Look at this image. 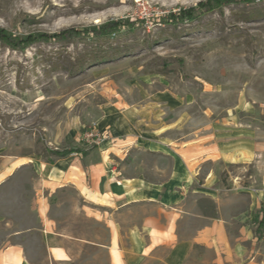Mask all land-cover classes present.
I'll list each match as a JSON object with an SVG mask.
<instances>
[{
	"label": "rangeland",
	"instance_id": "374dc122",
	"mask_svg": "<svg viewBox=\"0 0 264 264\" xmlns=\"http://www.w3.org/2000/svg\"><path fill=\"white\" fill-rule=\"evenodd\" d=\"M204 1L0 0V28L21 38L120 22L108 35L0 42V249L22 232L28 259L43 264L39 231L50 217L69 264H107L92 245L107 241L105 224L79 213L72 188L41 190L36 165L56 159L47 150L118 147L121 127L161 131L184 149L240 147L245 161L205 168L224 186L263 190L264 0L168 20Z\"/></svg>",
	"mask_w": 264,
	"mask_h": 264
},
{
	"label": "crops",
	"instance_id": "0c3cea01",
	"mask_svg": "<svg viewBox=\"0 0 264 264\" xmlns=\"http://www.w3.org/2000/svg\"><path fill=\"white\" fill-rule=\"evenodd\" d=\"M120 129L118 147L36 165L41 190L72 188L79 213L105 224L107 241L92 245L104 249L107 264H264V186H224L215 169L205 168L207 162L245 161L247 151L223 142L184 149L161 131L133 135ZM257 151L253 147L250 155ZM54 225L45 217L39 231L43 264H69ZM21 235L15 231L11 236L19 241L0 249V264H41L28 259Z\"/></svg>",
	"mask_w": 264,
	"mask_h": 264
},
{
	"label": "trees",
	"instance_id": "16d2710c",
	"mask_svg": "<svg viewBox=\"0 0 264 264\" xmlns=\"http://www.w3.org/2000/svg\"><path fill=\"white\" fill-rule=\"evenodd\" d=\"M249 0H205L204 2H201L197 5L196 8H189L180 10L177 16L169 15L168 20L173 23H178L183 20H189L192 21L196 17H198L201 13L212 11L216 8H220L222 5L231 4V3H238V2H246ZM120 25V22L116 23H107L104 25H101L100 27H92L89 29H83V30H76V29H69L62 31L58 34L48 35V34H31L25 37H16L7 32L6 30L0 28V42L6 44L8 47L12 49H17L20 47H25L31 44H34L36 42L40 41H48L50 39H54L57 41H63L67 40L69 38L78 37L80 35H108L112 31H114L118 26ZM50 155H52L55 158H63L67 155L75 152H81L77 149H66L63 151L59 150H47ZM262 227L264 226V221H261L260 224Z\"/></svg>",
	"mask_w": 264,
	"mask_h": 264
},
{
	"label": "built area",
	"instance_id": "2783aa9c",
	"mask_svg": "<svg viewBox=\"0 0 264 264\" xmlns=\"http://www.w3.org/2000/svg\"><path fill=\"white\" fill-rule=\"evenodd\" d=\"M262 238L264 239V226H263V231H262Z\"/></svg>",
	"mask_w": 264,
	"mask_h": 264
}]
</instances>
